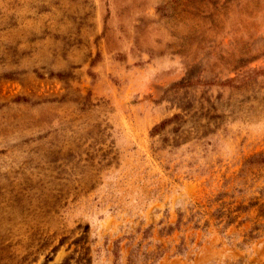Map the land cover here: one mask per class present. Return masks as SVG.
<instances>
[{
	"label": "rangeland",
	"instance_id": "obj_1",
	"mask_svg": "<svg viewBox=\"0 0 264 264\" xmlns=\"http://www.w3.org/2000/svg\"><path fill=\"white\" fill-rule=\"evenodd\" d=\"M133 249L264 264V0H0V264Z\"/></svg>",
	"mask_w": 264,
	"mask_h": 264
},
{
	"label": "trees",
	"instance_id": "obj_2",
	"mask_svg": "<svg viewBox=\"0 0 264 264\" xmlns=\"http://www.w3.org/2000/svg\"><path fill=\"white\" fill-rule=\"evenodd\" d=\"M164 124H166V122H163L160 124V126H163ZM157 129V128H156ZM156 129L154 128V130L156 131ZM163 254V252H143L141 254H139V250H135L133 249L130 253L129 256L127 257V261L128 264H133V263H137L139 261V258H142L143 261H146L147 259H149V257H151L152 259H157L159 256H161ZM61 264H71L69 259L64 260Z\"/></svg>",
	"mask_w": 264,
	"mask_h": 264
}]
</instances>
